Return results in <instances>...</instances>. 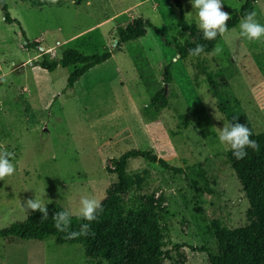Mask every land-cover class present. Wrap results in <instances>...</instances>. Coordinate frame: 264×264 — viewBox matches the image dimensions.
I'll list each match as a JSON object with an SVG mask.
<instances>
[{
	"label": "rangeland",
	"instance_id": "374dc122",
	"mask_svg": "<svg viewBox=\"0 0 264 264\" xmlns=\"http://www.w3.org/2000/svg\"><path fill=\"white\" fill-rule=\"evenodd\" d=\"M180 1L187 23L196 26L191 3ZM244 2L222 0L221 10L231 17ZM6 3L15 21L7 22L0 7V153L9 154L14 172L0 179V230L28 217L32 210L24 204L35 194L50 201L46 207L57 203L80 215L82 198L101 203L114 187V159L149 150L186 168L203 188L197 192L184 175L158 164L129 163L128 172L142 181L133 195L164 201L172 244L207 250L182 249L164 264H210L216 226L247 222L248 199L229 164L230 146L221 145L217 133L244 115L256 133L264 131V40L240 37L239 23L217 42L219 56L213 49L182 59L177 45L194 39L179 29L174 0ZM255 13L264 24V0ZM138 18L159 32L147 27L145 37L120 43V34ZM27 42L39 46L27 48ZM67 48L112 57L68 88L69 75L81 65L50 72L38 64L44 57L61 58ZM167 65L173 76L169 106L150 119L143 108L165 86ZM127 241L129 249L138 244ZM0 264H87V257L81 245L0 236Z\"/></svg>",
	"mask_w": 264,
	"mask_h": 264
},
{
	"label": "trees",
	"instance_id": "16d2710c",
	"mask_svg": "<svg viewBox=\"0 0 264 264\" xmlns=\"http://www.w3.org/2000/svg\"><path fill=\"white\" fill-rule=\"evenodd\" d=\"M23 1L43 7L56 0ZM73 1L79 5L88 0ZM258 1L245 0L241 9L235 11L226 21L225 32L236 28L248 13L255 12V4ZM174 2L179 10L177 23L179 29L186 32L190 39H194L183 45H177V53L182 59L193 56L190 55L189 49L195 48L197 44L203 46V53L211 52L222 36L217 35L214 40H204L202 32L196 26L187 23L181 1L174 0ZM0 7L7 22L15 21L8 11L6 0H0ZM147 27L159 32L151 21L138 18L128 23L120 34L119 42L123 44L145 37ZM34 46L39 44L37 42L26 44L27 48ZM111 57V52L102 55H84L76 49L67 48L63 50L61 58L49 61L44 57L38 64L50 72L58 67L81 65L69 75L67 86L72 88L87 71ZM172 81L171 69L167 65L163 74L165 86L144 106L145 116L154 119L169 106L167 86ZM236 122L248 127L249 138L258 145L257 149L246 147V155L239 160L233 156L232 150L228 153L229 164L237 176L242 193L249 202L247 222L235 228L217 225L215 231L217 252L208 256L210 264H264V131L256 133L246 115ZM137 159L158 164L166 171L184 175L197 192L203 190L199 187L198 181L190 177L186 168L172 165L149 150H130L113 160L114 187L108 190L107 196L100 203L101 209L94 220L88 221L82 219L80 215H71L69 228L64 232L59 231L54 227L52 216L65 209L53 203L46 207L48 210L46 219L41 218L43 214L39 210L32 211L24 221L12 223L6 230H0V236L10 240L39 242L53 240L59 245H81L85 250L87 264H164L167 259L173 258L174 253L180 254L182 249L193 252L207 251L204 247L199 248L189 244L173 245L164 201L156 202L152 195L145 196V199L133 195L136 188L142 186V181L138 175L128 172V165L132 160ZM84 224L88 225L86 235L80 234L81 226ZM72 232L77 235L69 237V233ZM127 240L129 243L137 241L138 244L129 249Z\"/></svg>",
	"mask_w": 264,
	"mask_h": 264
},
{
	"label": "clouds",
	"instance_id": "9594fccd",
	"mask_svg": "<svg viewBox=\"0 0 264 264\" xmlns=\"http://www.w3.org/2000/svg\"><path fill=\"white\" fill-rule=\"evenodd\" d=\"M195 10V24L202 32L204 40H214L217 35L223 36L226 31V21L229 19L228 13L221 10L222 0H189ZM256 13L250 12L241 19L239 24V35L249 42L264 40V24L259 23L255 19ZM202 45L197 44L195 48L189 49L190 55L199 56L203 53ZM223 51L221 45L217 44L213 50V54L219 56ZM235 120V117H233ZM218 141L221 145L230 146L232 154L236 159H242L246 155L245 148L257 149L256 141L251 140L250 132L245 124L239 122L228 123L217 133ZM14 172V166L10 162L9 154L0 153V179L10 176ZM45 196V192L41 193ZM50 202V201H49ZM47 202V203H49ZM46 202L37 199H27L24 206L33 212L39 210L43 215L42 219L48 217ZM80 217L84 220L92 221L96 218L98 211L101 209L100 201L94 198H82L80 200ZM71 213L68 210L58 211L53 214L54 227L59 231H66L70 225ZM88 225L81 226L80 234H87ZM77 233H69V237L75 236Z\"/></svg>",
	"mask_w": 264,
	"mask_h": 264
}]
</instances>
